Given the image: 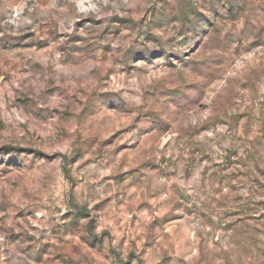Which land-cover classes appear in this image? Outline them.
Instances as JSON below:
<instances>
[{"label": "rangeland", "instance_id": "obj_1", "mask_svg": "<svg viewBox=\"0 0 264 264\" xmlns=\"http://www.w3.org/2000/svg\"><path fill=\"white\" fill-rule=\"evenodd\" d=\"M0 264H264V0H0Z\"/></svg>", "mask_w": 264, "mask_h": 264}]
</instances>
